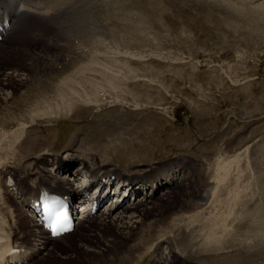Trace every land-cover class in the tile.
I'll return each mask as SVG.
<instances>
[{"label":"rangeland","instance_id":"1","mask_svg":"<svg viewBox=\"0 0 264 264\" xmlns=\"http://www.w3.org/2000/svg\"><path fill=\"white\" fill-rule=\"evenodd\" d=\"M113 6V25L109 28L118 39H106L109 47L106 52L99 50L101 66H97L100 62L96 64L113 78L104 81L94 73L99 80L94 99L75 104L77 113L71 121L80 125L72 128L71 137L79 142L76 151L127 172L166 159L180 162L179 158L186 157L187 175L194 180L185 198L190 202L188 207H174L146 219L117 263L131 264L132 249L142 236H163V232L170 231L169 226L186 215L196 218L191 227L194 235L178 237L179 242L190 247L171 249L170 245V250L165 245L149 264H264V2L116 0ZM75 24L66 25L62 62L37 80L30 79L15 94L7 92V101L0 98V148L9 145L14 151L19 147L15 159L11 155L3 159L9 165L30 160L58 141L59 132L46 121L52 108H56L50 90H57L53 87H57L58 74L62 72L65 77L80 66ZM99 30L101 36L105 28ZM35 38L25 35L21 41L26 44L21 49L35 53L45 50L39 36ZM15 66H20L16 59L2 57L0 68ZM86 85L89 87V82ZM44 98L51 105L43 103ZM64 107L70 109L68 105ZM25 117L29 123L23 126L21 119ZM17 136H21L19 141ZM219 165H230L231 170L216 196L213 193L219 183ZM4 181L1 184L14 191L15 180L6 177ZM172 187L169 194L180 200L182 183ZM2 188L0 185V200ZM203 192L208 194L206 201L198 200L197 194ZM110 203L100 210H107ZM144 208L147 207L139 206L137 210L142 212ZM102 229L97 223L85 230L78 225V231L67 240L72 244L78 243L80 237L90 238L86 249L98 252L105 247L99 232ZM184 231L189 232L186 228ZM58 241L59 247L54 250L58 256L80 263L89 258L83 252H59L62 240ZM161 253L166 257L159 259ZM45 255L39 256L36 263L42 262Z\"/></svg>","mask_w":264,"mask_h":264},{"label":"bare ground","instance_id":"2","mask_svg":"<svg viewBox=\"0 0 264 264\" xmlns=\"http://www.w3.org/2000/svg\"><path fill=\"white\" fill-rule=\"evenodd\" d=\"M115 1L116 0H0V9H3V11H0V25L8 24L6 26L4 39L0 42V61L2 57L7 59L13 58L16 59L21 66H15L9 69L7 67L6 69L0 68V73L2 72V74H0V98L2 96L5 97H2L3 100L7 101L6 99H9V96H6L7 92L13 91L15 94L14 91L21 88L26 82L28 83L30 79L37 80L47 71L53 70L56 63L59 64V62L63 61L62 56L65 53L67 44L64 39V33L66 25L69 23H76L75 32L78 34L77 40L79 42L77 46L80 48L77 54L78 62L80 63L79 68L74 72L66 74L65 77L61 76L62 72L60 75L58 74L56 81L57 87H53L57 90L55 92L50 90L51 98L56 103V108H52L51 115L46 121L54 124L53 126L56 127L59 132V134L57 133L59 138L55 146H50L44 153L37 154L36 157L30 158V160L25 159L24 161H16L14 165H9V162L3 159L8 158L10 155L15 159L18 156L16 152H18L19 147L14 151L11 150L12 148L7 147L9 145L5 146L6 148H0V185L3 187V192L1 191L3 194L0 200V264H22L30 260H34L32 264H73L72 262H75V264H118L120 263L118 260L121 258V252L129 243L128 241L132 239V235L136 233V230L142 226L146 219L153 215L162 214L174 207L181 206L187 208L190 203H187L185 198L187 196L188 199V194L190 195L192 191L191 188L194 180L187 175L189 174L187 167V163H189L188 158H179L181 160L180 162L166 159L163 162L127 172L121 167L110 163L101 164L98 162L97 157L91 155L84 157L80 155L78 151H76L79 142L73 139L75 142L72 144V128L74 126L79 127L78 125H80L78 121H71V116L77 113L75 112L76 109L74 106L76 103L90 102L92 98L94 99V92L99 81L97 79L98 77L94 76V73L100 74L104 81L113 78L107 69L103 68L99 70L98 68L101 66L99 50L101 49L106 52V48L109 47L106 45V39H118L114 37L116 33L109 28V25H113L114 18L112 9L115 7L113 6V2ZM262 2H264V0H262ZM138 22H140L139 19ZM100 27L105 28L101 36H99L101 33L99 30ZM27 33L34 35L35 40V37L39 36L41 45L45 46V50L35 53L30 50L24 51V49H21V47L26 44H22L21 40H24L25 34ZM20 49L22 51H20ZM108 60L106 59L107 64L109 63ZM98 62L100 63L97 64ZM106 62L103 61V63ZM96 64L97 66L99 65L98 68ZM107 64L105 65L107 66ZM49 68L51 69L48 70ZM86 82H89V87L86 85ZM80 88H82L84 92H82ZM48 100V98H44L42 102L48 104ZM45 104L43 106H45ZM67 105L70 108L69 110H66V107H64ZM38 108H40L41 111L44 109L42 106H38ZM42 113L44 114V112ZM45 114L47 116L49 115L48 113ZM21 120L22 123H24H21L23 126L29 123L27 117ZM56 129L54 130L56 131ZM22 131L24 133L25 129ZM7 132L12 133V131ZM15 133L16 132H14V134ZM10 135L12 134L8 136L10 137ZM20 138L21 136H19L17 140L19 141ZM230 170V165H219L217 167L216 174L218 175L219 189L217 187V192L213 191V194L216 195L223 190L221 184L225 182L226 178L229 176ZM112 175L124 181L123 183L126 185L125 188L122 189V194H117L115 196L116 198H114L118 202L121 200V197H123L125 201L123 203L111 202L107 210H98L96 213H92L91 206H89L88 209H85L78 215V225L81 230H85L89 225L95 223L102 225L103 229L99 230V232L101 231L100 233L105 241V243L103 242L105 247L102 250L99 249L98 252H89V250L86 249V245L89 247L91 239L85 237H80L81 239L78 243H69L67 236L72 238L74 233L78 231L75 229L73 233L63 235L59 238L62 240L59 252L64 254H67L69 250L83 252L86 257H91V259L85 258L84 261L80 263L78 260H68L67 258L58 256L54 250L56 251L59 247L60 241H58V238H51L48 231L41 225L39 218L31 213L29 209L31 199L38 198L40 189L43 186L59 190L72 187L74 190V185L79 184V187H81L78 190H80L84 185L90 188L91 183L96 180L101 181L102 177L112 179ZM7 176L15 179V190L12 192L7 186L1 184ZM179 177L181 182L178 181ZM89 178L91 180H88ZM172 182H174V185L182 183V189L179 190L180 200L177 196L169 194L170 192H168L173 189L171 185ZM197 195L198 200L206 201L208 194L203 192ZM130 196L135 197V200L132 201L130 199L129 201L128 197ZM78 198L79 197L74 196L73 199L76 200ZM235 201L232 199V202L235 203ZM138 203L140 207L143 206L147 208H144L142 212L138 211L137 209L139 206L135 208ZM193 205L195 204L193 203ZM11 207H13V210ZM204 214L199 215L203 217ZM200 218L199 216V219ZM193 219L183 215V218L179 217L177 221L173 223V226H169V228L171 227L170 229L168 228L170 231L163 232L165 233L163 236H160L162 234L159 233L153 234L155 237L152 239L148 238L150 236L148 234L146 237L142 236L140 242L136 240L137 243L134 245L133 251L131 252V264H147L152 258L155 259L158 256V253L157 256L155 255L156 252L164 248L165 245V249L169 248L170 245L172 246L171 249L181 246H185L188 249L190 246L183 245L179 242L181 238L178 236L193 234L191 228ZM195 219L194 222L196 221ZM200 221L201 219L199 223ZM181 222H184L183 225ZM170 225H172V223ZM184 228L189 230L187 234ZM178 231L181 232L179 233L181 235H177L178 233L176 234ZM174 235H176V238H174ZM123 237H125L124 240ZM72 241L75 242L74 238ZM191 241H193L192 236ZM161 242L163 243L161 244ZM12 249H17L16 251L19 252L14 253ZM42 254H46L42 262L36 263L38 261L37 258ZM162 257H166L165 253H161L159 259Z\"/></svg>","mask_w":264,"mask_h":264},{"label":"snow or ice","instance_id":"3","mask_svg":"<svg viewBox=\"0 0 264 264\" xmlns=\"http://www.w3.org/2000/svg\"><path fill=\"white\" fill-rule=\"evenodd\" d=\"M50 211L53 216H60V217L65 216V213L62 211V205H59V203L56 201H53ZM63 230L66 231L67 229H63ZM53 232L55 234V229H53Z\"/></svg>","mask_w":264,"mask_h":264}]
</instances>
